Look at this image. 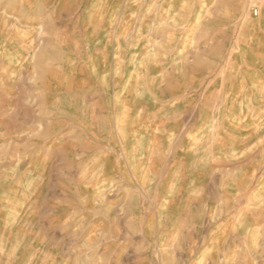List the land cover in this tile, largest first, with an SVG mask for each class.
I'll return each instance as SVG.
<instances>
[{
  "label": "rangeland",
  "instance_id": "374dc122",
  "mask_svg": "<svg viewBox=\"0 0 264 264\" xmlns=\"http://www.w3.org/2000/svg\"><path fill=\"white\" fill-rule=\"evenodd\" d=\"M0 264H264V0H0Z\"/></svg>",
  "mask_w": 264,
  "mask_h": 264
},
{
  "label": "built area",
  "instance_id": "2783aa9c",
  "mask_svg": "<svg viewBox=\"0 0 264 264\" xmlns=\"http://www.w3.org/2000/svg\"><path fill=\"white\" fill-rule=\"evenodd\" d=\"M253 13H254V15H257V12L256 11H254Z\"/></svg>",
  "mask_w": 264,
  "mask_h": 264
}]
</instances>
